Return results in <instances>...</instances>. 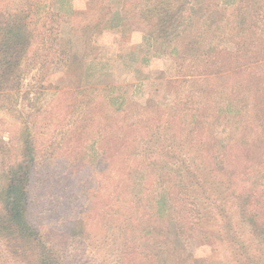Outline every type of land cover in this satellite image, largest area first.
Listing matches in <instances>:
<instances>
[{
  "label": "rangeland",
  "instance_id": "obj_1",
  "mask_svg": "<svg viewBox=\"0 0 264 264\" xmlns=\"http://www.w3.org/2000/svg\"><path fill=\"white\" fill-rule=\"evenodd\" d=\"M53 1L55 5L50 4ZM167 1L171 4L166 12L173 14L160 24L155 14L161 11L149 13L147 8L158 9ZM177 1L179 10L172 0H0V10L25 17L29 24V41L17 70L0 90V173L19 161L25 144L31 142L37 170L30 187V221L40 227L44 245L66 264H264V239L250 230L231 202L224 201L227 213L235 215V239L223 232L225 222L213 204H207L211 219L205 230L198 228L183 239H175L167 229V218L175 220V214H149L141 218L142 226H136L135 219L119 209L122 198L129 199L127 193L134 196L128 187L133 176L129 174L135 170L130 164H147L155 157L173 166L195 160L193 151L176 139L175 130L161 133L144 113L156 105V111L162 107L167 112L172 87L186 99L189 86L195 85L185 80L198 72H180L169 51L175 44H169L171 35L186 23L189 13L216 20V0ZM227 6L231 13L236 1ZM230 46L223 43L221 48ZM218 59L225 62L222 56ZM255 65L253 60L248 67ZM245 68L240 71L232 65L228 70L229 65L221 64L211 75L197 77H259L264 72ZM175 79L180 82L169 83ZM218 79L229 83L227 78ZM113 99L122 105L111 104ZM117 105L125 111L118 113ZM223 125L216 133L224 150L237 146L228 141L234 124ZM260 134L240 131L252 151L264 147ZM207 138L205 130L202 141ZM122 162L127 169L121 168ZM138 173L135 180L143 189L145 180ZM215 192L211 185L208 194L214 197ZM253 201L256 205L259 200ZM144 205L137 206L144 211ZM131 210L134 213V207ZM122 222L130 227L126 226V239L124 235L117 239L115 231ZM152 224L163 227L162 235L168 234L148 239ZM9 248L0 242V264H32V255H14Z\"/></svg>",
  "mask_w": 264,
  "mask_h": 264
},
{
  "label": "trees",
  "instance_id": "obj_2",
  "mask_svg": "<svg viewBox=\"0 0 264 264\" xmlns=\"http://www.w3.org/2000/svg\"><path fill=\"white\" fill-rule=\"evenodd\" d=\"M172 1L179 10L181 2ZM216 1L213 5L216 20L211 16L196 18L189 13L184 25L177 23L182 26L171 35L169 44H175L169 51L174 53L180 72L187 69L197 71V76L211 75L212 69L221 64L229 65L228 70L232 65L240 67V71L245 67L247 70L264 68V0ZM232 1H236V6L229 13L227 5ZM50 4L55 5L56 2ZM170 4V1L163 2L158 9L147 10L149 13L160 10V15L155 14V17H159L160 24H166L173 14L166 12ZM28 27L25 17L0 10V90L1 86H5L6 79L17 70L18 58L24 54L29 41ZM223 43H230L232 47L221 48ZM218 56H222L225 62H221ZM253 60L256 65L248 67ZM192 74L189 73V80L185 83L195 85L189 86L186 99H181V93L172 87L169 91L172 95L171 108H166L167 112L162 111V107L156 111V105L150 108L151 112L145 108L144 113L149 124L161 127V133L175 130L176 139L193 151L195 160L192 164L176 162L173 166L163 157H155L147 164L140 161L130 164L135 170L129 174L133 176L128 187L132 188L136 199L127 193L129 199L122 198L119 209L123 208L125 215L128 212L137 222L136 226H142L144 222L141 218L149 214L159 217L175 214V220L167 218V229L174 232L175 239H183L198 228L205 230L211 219V213L207 215V204H213L212 209L221 216L223 224L225 222L223 228L226 231L223 232L229 239H235L232 226L235 215L227 213L228 201L239 211L242 220L250 225V230L264 239V217L260 212L261 201L264 204V147L252 151V146L240 136V131L246 130L260 131V136H264V72L259 73V77H191ZM218 78H227L229 83ZM177 79L169 83L177 84L180 82ZM115 100H111V104L122 105ZM183 105L188 107L180 110ZM116 110L118 113L125 111L120 106ZM226 121L234 124L228 133V141L240 145L224 150L226 146H222L216 132ZM179 124L180 127H177ZM205 130L209 139L202 141ZM131 157L130 153L128 159ZM35 160V149L31 142H27L20 160L4 167L0 173V242L8 244L11 254L24 256L26 252L32 255V264H66L44 245L40 227L30 221V187L37 170ZM231 162L236 164H229ZM120 165L122 169H127L126 162ZM136 173L145 180L143 189L139 180H135ZM165 181L168 183L165 184ZM121 184L126 189L124 181ZM211 185L216 191L212 195L214 197L208 194ZM254 199L259 200L256 205ZM143 201L146 203L144 211L137 206L140 203L143 205ZM146 209L149 211L146 212ZM127 224L122 222L117 226V239H122L127 232L126 226L130 227ZM147 230L148 239H154L149 236L162 235L163 227L152 224ZM166 234L163 232L162 236Z\"/></svg>",
  "mask_w": 264,
  "mask_h": 264
}]
</instances>
